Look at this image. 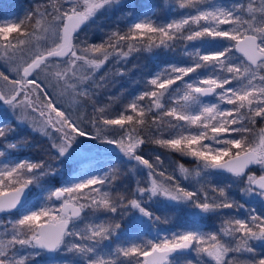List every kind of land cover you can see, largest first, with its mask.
<instances>
[{"label": "snow or ice", "instance_id": "1", "mask_svg": "<svg viewBox=\"0 0 264 264\" xmlns=\"http://www.w3.org/2000/svg\"><path fill=\"white\" fill-rule=\"evenodd\" d=\"M3 106L0 264H264V0H31L0 18Z\"/></svg>", "mask_w": 264, "mask_h": 264}, {"label": "trees", "instance_id": "2", "mask_svg": "<svg viewBox=\"0 0 264 264\" xmlns=\"http://www.w3.org/2000/svg\"><path fill=\"white\" fill-rule=\"evenodd\" d=\"M158 2L159 0H135V4L137 5V11L142 10L145 6L156 4ZM7 4L8 8L11 11L15 10L18 14H22L30 6L31 0H9ZM158 15L160 17H164L166 13L164 11H159ZM99 22L111 23V21H107L106 19H102ZM161 63L162 61L156 59L151 54L145 52L141 54H134L132 57L129 58L128 62L124 66L125 74L123 76L114 75L115 70L111 67L102 70L100 75H105L106 73L110 82L108 84V87L104 89L101 99L106 101V98L109 95L115 97L123 93V95L127 97L129 93L138 92L143 87L144 80L151 73L157 71ZM17 135L25 137L27 139V143L25 144V153L30 154L33 158L39 155L38 149L35 146L47 145L46 138L42 137L39 134L32 133L31 130H29L28 128L18 129ZM154 147V145H147L145 147V151L148 152ZM171 158L181 160L179 156H172ZM181 162L184 163L186 167H192V162L190 159H182ZM172 220L173 222H175V217H172ZM211 222L212 221H209V223ZM167 225L161 224L159 226Z\"/></svg>", "mask_w": 264, "mask_h": 264}, {"label": "rangeland", "instance_id": "3", "mask_svg": "<svg viewBox=\"0 0 264 264\" xmlns=\"http://www.w3.org/2000/svg\"><path fill=\"white\" fill-rule=\"evenodd\" d=\"M9 0H0V18H4V17H8L11 16L12 18H15L16 16H23L24 12L22 14H18L15 10L11 11L8 8V2ZM7 109V106H3V108H0V111H5ZM8 114H10V110H7ZM33 117L29 116V123H31ZM28 128V127H25ZM29 130H31L30 128H28ZM26 149L25 146L21 152V156L23 157H29V158H33L30 154L25 153ZM161 229H165L167 230L168 228L171 227V225H167V226H159Z\"/></svg>", "mask_w": 264, "mask_h": 264}]
</instances>
